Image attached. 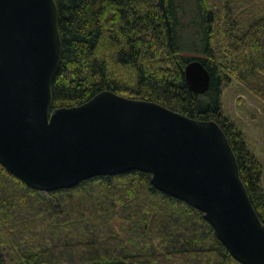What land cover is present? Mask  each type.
Masks as SVG:
<instances>
[{
	"label": "trees",
	"instance_id": "16d2710c",
	"mask_svg": "<svg viewBox=\"0 0 264 264\" xmlns=\"http://www.w3.org/2000/svg\"><path fill=\"white\" fill-rule=\"evenodd\" d=\"M55 1L62 63L53 83V110L81 106L111 91L158 103L196 120L217 122L264 224L263 167L222 108L223 91L233 80L262 84L251 90L264 98V82L258 77L264 71V5L259 0ZM249 3L259 8L250 19L243 15ZM194 60H200L211 75L210 88L202 96L190 90L185 78V67ZM40 194L56 196L58 204L41 202ZM60 207L83 220L72 228V241L67 239L66 221L56 222ZM116 210L132 226L124 228L126 241L101 225H107L105 220ZM33 211L54 218L50 228L55 235L64 229L65 235H60L67 242L53 244L55 238H49L52 245L38 251L22 250L19 245L15 249L7 230L17 225L26 230ZM85 230L89 236L79 234ZM3 235L7 240L2 243L0 264H242L200 211L163 194L150 174L139 171L41 193L0 164V240ZM14 237L20 243L19 236ZM139 237L156 238L160 244L156 248L152 243L147 249L135 244Z\"/></svg>",
	"mask_w": 264,
	"mask_h": 264
},
{
	"label": "water",
	"instance_id": "95a60500",
	"mask_svg": "<svg viewBox=\"0 0 264 264\" xmlns=\"http://www.w3.org/2000/svg\"><path fill=\"white\" fill-rule=\"evenodd\" d=\"M61 63L56 1L0 0V164L8 172L41 193L148 173L160 192L200 211L234 259L264 264V224L217 122L111 91L53 110ZM184 73L193 93L208 92L200 60Z\"/></svg>",
	"mask_w": 264,
	"mask_h": 264
},
{
	"label": "rangeland",
	"instance_id": "374dc122",
	"mask_svg": "<svg viewBox=\"0 0 264 264\" xmlns=\"http://www.w3.org/2000/svg\"><path fill=\"white\" fill-rule=\"evenodd\" d=\"M259 2L264 5V0H259ZM258 13L259 8H257L256 10V8H253L252 4L249 3L247 5V11L243 15L250 19L253 18L254 15H258ZM258 77H260V80L264 82V71L260 72L258 74ZM261 85L262 84L260 83H257L254 86L247 84L242 85L237 81L233 80L231 85L223 91L222 108L224 117L228 119L231 123H233L237 127V129L243 134L249 151L257 158V160L262 165L264 183V98L259 97L255 93V89L251 90V88H259L257 86ZM38 198L41 202L42 200H44V203L49 202L53 206L58 204V202L56 201V196L54 195L43 196L40 194ZM57 212H59V215L57 217L55 214L56 222L61 223L62 221H66V223L70 227H67L69 233L68 235H70L67 239L69 241H72L75 238V236H73V233L71 232L72 228L77 224V222L81 223L83 221L81 219V216L71 210H64V207L58 208ZM115 212L116 213L114 215L109 217L111 220L105 218V223H107V225H105L104 223H99L104 228H107V231L114 233V235H117L119 238L125 240L126 233L124 231L129 230L132 226L130 224V221L124 218V215L122 214V212H120V210H116ZM39 213L37 211H33L30 213V221L29 224L25 227L26 230H24V228H21L22 226L20 225H17L15 226V228H11V230H9L8 226L6 225V230L8 229L6 237L8 238V241L14 246V248L19 245L22 250L28 249L38 251L45 245L48 247L51 246L52 242L53 244H56L61 241H63L62 243H64V241L66 240H64L63 236L65 235V230H60L59 228L60 232L55 235L53 233V230L50 228L52 227L50 226L52 222L55 221L54 218H46L43 214H41V211H39ZM55 223H53V225L55 228H57V225L55 226ZM88 232H90V230H88ZM79 234L89 236L88 234L90 233H87V231L85 230L80 231ZM15 235L19 236L20 241L18 239V242L20 243L18 244H16L14 241L16 240V237H14ZM22 236L24 237L23 241H21ZM61 236L63 237L61 238ZM1 237L2 239L0 240V251H3L2 243L4 240L7 239L5 238V235ZM49 238L55 239H52L51 242L50 240H48ZM66 242L67 241H65V243ZM152 243L156 247L160 244V241L156 240V238H150L145 240L142 237H139L135 240V244H140L141 247H146L147 249L152 246Z\"/></svg>",
	"mask_w": 264,
	"mask_h": 264
},
{
	"label": "bare ground",
	"instance_id": "6f19581e",
	"mask_svg": "<svg viewBox=\"0 0 264 264\" xmlns=\"http://www.w3.org/2000/svg\"><path fill=\"white\" fill-rule=\"evenodd\" d=\"M252 202V201H251ZM253 204V203H252ZM254 206V205H253ZM255 208V207H254ZM256 210V209H255ZM257 212V211H256ZM258 214V213H257Z\"/></svg>",
	"mask_w": 264,
	"mask_h": 264
}]
</instances>
